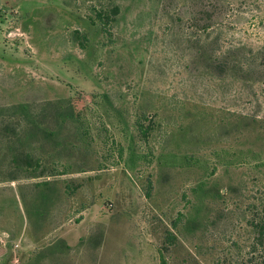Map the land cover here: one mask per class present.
Wrapping results in <instances>:
<instances>
[{
  "label": "rangeland",
  "instance_id": "rangeland-1",
  "mask_svg": "<svg viewBox=\"0 0 264 264\" xmlns=\"http://www.w3.org/2000/svg\"><path fill=\"white\" fill-rule=\"evenodd\" d=\"M263 219L264 0H0V264H261Z\"/></svg>",
  "mask_w": 264,
  "mask_h": 264
},
{
  "label": "trees",
  "instance_id": "trees-1",
  "mask_svg": "<svg viewBox=\"0 0 264 264\" xmlns=\"http://www.w3.org/2000/svg\"><path fill=\"white\" fill-rule=\"evenodd\" d=\"M63 105L66 104V101L62 102ZM61 102H56L54 105H61ZM69 103V102H67ZM50 104V103H48ZM20 115H25V119L30 121L31 123H35L34 119L32 118V116L29 114L30 111L28 110L27 106L25 105V109L24 106L22 105H17L13 107ZM25 110V111H24ZM56 116L59 117H63L66 120H73V115L71 113V110H63L62 114L60 112L56 113ZM64 120V119H63ZM33 128L32 130H36L39 131L41 128L38 126V124H33ZM11 164L13 169H22L23 171H25L26 169H32V170H36L39 167V161L38 160H33L29 155H25V154H18V156H13L11 158ZM254 227L256 229V231L259 233V238L261 240H264V219L261 220L260 222H257L254 224ZM175 237L173 236V234L169 233L167 236V239L170 240L169 242L171 243L173 241ZM263 251H264V246H263ZM160 264H167L164 256L162 253H160ZM261 264H264V255L262 257V262Z\"/></svg>",
  "mask_w": 264,
  "mask_h": 264
}]
</instances>
